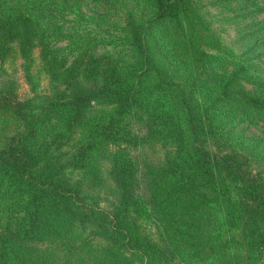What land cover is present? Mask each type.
<instances>
[{"label": "rangeland", "instance_id": "374dc122", "mask_svg": "<svg viewBox=\"0 0 264 264\" xmlns=\"http://www.w3.org/2000/svg\"><path fill=\"white\" fill-rule=\"evenodd\" d=\"M54 1L60 7H55L51 15L61 17L56 27H61L62 35L56 36L52 46L65 50L69 63L77 53L70 50L72 40L64 34L89 33L85 38L92 43L96 55L114 59L120 64L121 76L129 78L124 77L126 84L137 79L136 87L141 93H150L136 97L143 104L159 102L156 109L169 111L171 117L155 122L143 108L124 118L111 100L100 95L91 101L83 130L70 134L64 124L68 112L51 111L48 100L39 99L42 95L58 98V90L51 89V78L41 68L39 50L30 62H25L29 64V82L24 62L13 52L0 62V148L9 137L20 134L31 158L42 169L48 168L55 154L69 155L76 147L92 144L95 149L89 157L69 166L66 174L84 181L89 194L83 204L106 210H112V203L119 198L108 174L112 163L99 159L106 150L121 165L143 177L154 171L160 183L168 186L177 179L184 182L183 176H189L194 188L177 199L180 205L187 206L177 212L163 214L148 201L131 212L127 225L146 241L140 242L148 245L143 254L136 249H112L106 238H93L88 229L75 225L59 235L44 230L34 234L31 250H19L12 264H247L242 238L244 211L246 201L252 202L258 194H250L252 187L243 178L236 179L233 170L235 163L244 161L248 177L254 176L260 186L264 185V0H179L173 18L151 23L148 22L157 13L150 0ZM79 17L83 20L77 21ZM140 23H147L140 40L142 50L150 58L149 68L138 60L128 42L127 31ZM185 53L188 61L182 65ZM211 65L222 83L215 95L220 102L214 105L209 121L212 110L209 101L203 103L199 99V83L205 80ZM180 90L201 102L198 111L204 124L208 123L198 137L203 140L202 145L217 156H225L226 165L233 163L222 174L216 169L215 175L206 176L194 171L186 124L180 112L178 115L173 111L180 101ZM11 99L20 104L21 112L11 108ZM8 101L10 104L4 105ZM23 116H31L28 120L35 124L32 130ZM108 121L112 130L107 131ZM179 130H184V135ZM44 146L49 152L43 155ZM96 147L100 149L97 151ZM36 172L33 169L34 175ZM3 176L0 168V227H11L24 217L29 193L17 191ZM149 195L146 194L147 199ZM156 196L163 198L164 194ZM197 196H203L205 202L196 207L189 205L188 200ZM47 204L43 205V213L46 206L49 208ZM259 262L264 264V257Z\"/></svg>", "mask_w": 264, "mask_h": 264}, {"label": "trees", "instance_id": "16d2710c", "mask_svg": "<svg viewBox=\"0 0 264 264\" xmlns=\"http://www.w3.org/2000/svg\"><path fill=\"white\" fill-rule=\"evenodd\" d=\"M150 1L151 7L155 8L157 14L148 23L153 20L173 18L180 6L179 0ZM55 7L59 8L60 5L54 0H0V62H4L13 52H16L17 58L21 60V63L24 62L22 65L25 66L24 70L29 82V64L25 62H30L35 51L39 50L37 55L41 61V68L51 78V89L54 92L58 90L56 92L58 98L56 99H49L44 95L39 99L48 100L51 111L59 109L68 112L64 124L70 134L73 130V134L77 129L80 130L77 134L83 130L87 116L90 114L91 101L98 99L100 95L111 100L118 113L124 118L132 114L135 109L143 108L151 113L150 115L153 117L149 118L155 122L162 120L163 117H165L164 119L171 117L169 111L160 112L156 109L157 106H160L159 102L150 101L143 104L141 99L136 97L137 94L150 93H141L136 87L137 79L132 78L131 83L126 84L125 78H129L121 76L120 64L114 59L107 55H96L92 43L86 39L89 33L83 34L75 32V30V33L64 34L65 38L72 40L73 46L70 50L72 49L77 53V56L69 63L70 59L65 54V50L52 46L56 36L62 35L61 27H56V22H59L57 19L61 20V17L51 15V11H55ZM29 11H31V15ZM80 20L83 19L77 18V21ZM145 24L140 23L138 26H131L127 31V37L138 60L140 59L144 65L146 62L149 68L150 58L142 50L140 40L141 32L146 27ZM37 44L39 47H35ZM198 54V56L204 57L202 52H198ZM184 55L186 59L182 65L188 61V54L185 53ZM213 70L215 68L211 65L209 74L207 73L205 80L199 83V87L202 86L199 99H203V103L209 101V109L212 110L210 114L208 113L209 121L212 118L213 108L220 102V98L215 95L218 90H221L220 84L222 83V78L213 73ZM129 77L131 78V76ZM192 82L194 83V79ZM223 87H226L224 82ZM8 89L12 90L9 86ZM222 90L224 91V89ZM227 91L229 92V90H225V93ZM180 92V101L176 107L174 105L173 111L178 115L180 112V116L186 124V134L190 138L192 148L194 171L201 172L206 176L208 174L215 175L214 169H216L217 173L222 174L226 167L233 163L226 165L225 156H217L202 145L203 140L198 137L206 130L208 123L204 124V119L198 111L200 100H195L191 94L186 95L181 90ZM9 95H12L11 92ZM10 101H12L11 108L21 112L20 104L15 99ZM10 101L4 102V105L10 104ZM175 108H178V111ZM23 114L25 112H22ZM30 117L23 116L22 119L29 129L32 126L30 129L32 130L35 124H30L31 122L28 120ZM105 124H107V131L112 130L109 121ZM183 131L179 130V134L184 135ZM98 141L101 142L102 140ZM94 149L92 144L87 143L83 148L82 146L74 148V151L72 150L69 155L55 154L48 168L38 169L36 160L31 158L30 150L20 134L11 136L4 142V146L0 148V168L4 175L2 179L14 186L17 191L28 192L29 201L27 200L25 203V215L23 218L21 217L18 223L12 224L11 227H0V264H12L19 250L24 251L28 248L31 250L30 239H33L31 236L34 234L44 230V232L54 231L59 235L63 230L75 225L83 230L88 229V233L93 238H106L111 242L112 249L123 247L126 252L136 249L143 254L148 249V245L140 244V242L146 241L127 225L128 219L132 217L131 212L138 206L145 205L144 203L147 201L150 204L155 203V207H159V211L163 214L177 212L179 209L187 207L180 205L177 199L193 190L191 177L183 176L186 181L182 182L181 179H177V181L165 186L157 179L154 171L152 174L147 172V176L143 177L141 176L142 173L137 174V172L130 171L126 166L121 165L120 161L116 160L107 150L101 152L99 159L108 160L112 163L108 174L119 198L112 203V210L99 208L95 204H83L82 201L88 197L89 190L84 188V181L81 178L66 174V169L71 165L74 166L83 162ZM99 149L96 147L97 151ZM44 152H49L47 146H44L41 154L44 155ZM33 169L37 171V174H33ZM247 169L246 162L240 161L235 163L233 170L236 179L243 178L245 184L252 187L250 194H258V198H254L253 203L246 201L244 211L242 238L246 250L245 261L247 264H261L259 261L264 257V185L260 186L254 176L249 178ZM143 173L145 175L146 171ZM57 176L59 177L57 178ZM100 177L102 178L101 175ZM148 193L150 195L147 199L146 194ZM161 193L164 194L163 198H157L156 195ZM90 197L93 198L94 196ZM203 198V196H197L189 199L188 204H194L196 207L205 202H203ZM44 203H48L49 208L46 206L43 213ZM183 210L187 212V209ZM18 235L19 238H17Z\"/></svg>", "mask_w": 264, "mask_h": 264}]
</instances>
